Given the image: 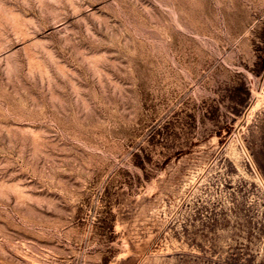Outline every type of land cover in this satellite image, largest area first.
Returning a JSON list of instances; mask_svg holds the SVG:
<instances>
[{
	"label": "rangeland",
	"instance_id": "rangeland-1",
	"mask_svg": "<svg viewBox=\"0 0 264 264\" xmlns=\"http://www.w3.org/2000/svg\"><path fill=\"white\" fill-rule=\"evenodd\" d=\"M0 264H264V0H0Z\"/></svg>",
	"mask_w": 264,
	"mask_h": 264
}]
</instances>
